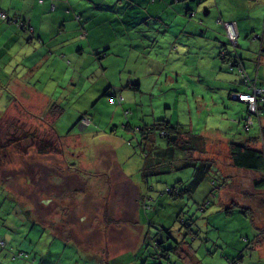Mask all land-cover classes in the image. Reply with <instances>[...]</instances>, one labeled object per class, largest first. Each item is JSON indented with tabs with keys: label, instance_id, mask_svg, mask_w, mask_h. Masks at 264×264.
<instances>
[{
	"label": "rangeland",
	"instance_id": "obj_1",
	"mask_svg": "<svg viewBox=\"0 0 264 264\" xmlns=\"http://www.w3.org/2000/svg\"><path fill=\"white\" fill-rule=\"evenodd\" d=\"M44 1L41 3L45 6L51 2L55 6L58 5L56 0ZM164 1L170 7L167 10L162 9L161 4L159 7L155 5V9H152V5L146 4V0H136V5L128 10L126 16L142 11L151 21L153 17L152 22L156 26L160 23V14L167 20L174 21L178 18L180 25L188 22L180 34V48L182 47L188 54H193L197 48L189 41L199 34L200 29L212 37L215 35L212 24L222 25L224 21H237L225 20V15L221 18L214 0H203L201 3V0ZM181 3L195 12L191 20L186 9H179ZM220 3L222 8L225 2ZM103 5H106L103 9L104 16L97 19H104L105 12L109 13L108 16L116 15L111 2H105ZM261 5L259 13L251 12L248 22L252 26L253 36L260 34L263 39L264 0ZM0 8L7 11L3 5ZM69 11L70 15L76 18V14L72 10ZM0 22L5 21L0 18ZM195 23L203 24L204 27ZM177 24L174 23L172 27H177ZM188 32L194 34L188 36ZM168 37V33L158 31L155 39L150 41L147 47V55H140L135 49L130 54L127 53L128 63L140 76L143 90L137 94L136 100L125 106V110L130 111V114L134 112L141 126L152 123V113L155 111V114L153 113L155 122L157 119H172L173 122H179L188 128L191 125L206 127L211 130L213 136H205L214 138L215 141L219 140L215 143L222 141L246 143L249 136H258L259 123L255 122L247 132L245 118L240 119L247 109L245 105L231 103L227 96L223 97L217 93L209 96L210 92H206L205 101H198L194 96L197 88H190L188 82L185 83L184 78L188 75L182 78L171 75V78L179 80V83H171L166 72L156 71L150 74L144 66L138 67V64L145 63L149 56L161 63L160 61L166 57L163 50L167 48ZM219 45L221 47L218 55L221 57L225 43L219 39ZM176 50L177 48L174 49L175 53ZM185 52L182 53V58ZM172 63L166 60L165 64L170 67ZM0 70L5 69L0 66ZM182 83L185 84L181 88H175ZM3 92L4 90L0 91V95ZM8 94L7 91L0 100L1 112L9 99ZM227 103L230 115H235L232 119H239L242 122L239 125L236 120L232 126L222 120L224 111H228ZM1 112L0 264H221L224 262L220 257L221 253L226 256L227 261L228 258L240 257L237 264H264V222L259 221L261 225L255 227L256 217L254 212L250 211L246 217H243L245 212L240 214L238 212L233 217L222 212L223 206L228 205L230 199L250 204L249 206L261 211L264 196L261 193L257 197L251 196L252 190L258 191L252 182L259 180L260 174L239 169L240 176L237 175L235 181L225 184L224 182L228 181L224 173L233 175L235 169L230 163L226 149L222 146L216 148V151L220 152L218 155L216 153L208 155L214 157L216 162L210 169L209 176L200 185L204 191L200 197L201 202L208 200V205L201 210L196 203L199 200L198 196L196 200L195 197H178L165 189L168 183L180 184L195 177L196 165L191 163L186 166L183 162L184 157L192 161L196 157H207L205 155H178L176 153L184 149L174 146L175 152H168L166 157L156 154L155 149H152L147 157L148 149L144 152L138 140L134 138L132 144L127 141L128 146L124 151L117 146V139L114 140L115 143L111 146L117 147V156L114 154L116 148L104 145L106 151L101 153L100 160L97 161V153L95 160L90 159L89 154L87 156L83 141L77 145L78 140L74 137L71 139L58 137L49 127L45 115L44 120H41L38 107L22 109L20 112H15L14 109L5 114ZM73 112L74 109L65 110L62 122L71 118ZM73 117L74 121L78 119L77 115ZM58 122L56 126L53 125L55 131L67 136L66 132L70 125L63 128L60 119ZM146 130L138 131L139 136L146 138ZM219 136L224 140L217 139ZM47 140L52 142L50 147L47 143L44 144ZM205 141L198 140L201 144ZM146 143L164 147L167 140L152 136L144 140L142 147L146 146ZM63 158L67 162V168L64 167ZM115 162L122 170L118 178L117 173L111 170ZM53 165L60 172L53 171L51 168ZM67 169L75 173L70 174L71 182H67L68 177L65 176L68 173ZM53 172L58 176L65 173L63 178L65 177L66 182H62L63 187L61 182L58 184L50 181ZM111 174L115 180L108 181ZM86 177H90L89 180L85 179ZM125 182H133L139 187L141 206L137 214L140 223L134 210L135 204L121 195ZM111 187L115 189L117 195L110 194ZM93 190L95 194L97 190L103 193L97 201H92L89 197L85 200L86 195ZM243 193L246 197L242 196ZM108 194L112 199L105 198L109 197ZM147 197L149 200L145 202ZM84 210L86 215L81 218L79 214ZM184 220L188 223H184ZM138 228H143L144 231L141 232ZM244 235L248 239L243 238ZM140 240L143 244L142 250L135 254L134 247ZM155 240L161 241L162 246L168 248L169 257L165 253L159 255L162 247L153 246Z\"/></svg>",
	"mask_w": 264,
	"mask_h": 264
},
{
	"label": "crops",
	"instance_id": "obj_2",
	"mask_svg": "<svg viewBox=\"0 0 264 264\" xmlns=\"http://www.w3.org/2000/svg\"><path fill=\"white\" fill-rule=\"evenodd\" d=\"M56 1L58 5L51 10L50 4L45 6L44 3L37 0H0V7L3 5L11 14L28 18L34 26V34L31 36L15 25L0 22V66L5 69L0 70V84H2L0 91L4 90L0 95V100L7 91L9 93V99L2 109L3 111L0 112L5 114L12 109L15 112H20L22 109L38 107L41 120H44L45 115L49 127L58 137L69 139L74 137L78 140L77 145L83 141L87 156L88 154L91 156L90 159L95 160L97 153V161H99L101 153L106 151L105 146H111L116 139L117 146H120V150L124 151V148L128 146L127 141L132 144L133 139L136 138L138 143L143 144L144 140L155 136L153 133H148L146 138L140 137L138 131H142V129L135 127L140 124L139 118L134 116V112L132 114L130 111L127 113L125 106L136 100L137 94L143 90L140 76L128 63L127 53L130 54L135 49L140 55H147V47L150 41L155 39L158 31L169 34L167 48L163 50L165 59L159 63L154 57L149 56L146 62L138 64V67L144 66L147 73L150 74L156 71L166 72L171 83H179V80L171 78V75H178L181 78L188 75L184 78L185 83L188 82L190 88H197V93H194V96L198 101L206 100V92L211 93L209 96H214L217 93L229 98L230 90H244L241 83L242 78L234 72H229L221 60L222 58L218 55L219 39L224 32L219 23L211 25L215 28V35L212 37L207 36V32L200 29L199 34L189 41L191 45L197 48L193 54H188L182 47L180 48V34L188 22L180 25L178 18H175L174 21L172 19L167 20L163 14H160V23L156 26L152 22L154 21L153 17L151 21L145 12L138 11L137 14L126 16L128 10L136 5V0H101V3L100 0ZM220 1L225 2L222 8ZM105 2H111L116 15L108 16L109 13L105 12L104 19H97V17L104 16L103 9L106 5L103 4ZM214 2L221 18H224L225 15V20H237L240 43L235 53L243 60L247 70L251 71L259 58L255 53L258 43H250L249 41L248 35L252 34L253 31L252 26L249 25L248 16L251 15V12L259 13L261 11L263 0H214ZM140 4L142 7V3ZM146 4L152 5V9H155V5L159 7V4L163 5L162 9L170 8L164 0H146ZM182 5V3L179 5V9L184 8L187 13L191 11L189 6ZM69 10L78 14L79 19L73 18ZM174 23H178L177 27H172ZM195 24L204 27L203 24ZM191 34L194 32L187 33L188 36ZM176 44L177 46H175ZM175 48H177L176 53L174 52ZM183 52L185 55L182 58ZM166 60L173 62L170 67L165 64ZM259 66L258 71L262 75L259 84L264 88V56L260 58ZM127 75H131L129 80L134 81V87L127 84ZM191 83L197 84L198 87H193ZM184 84L182 83L175 88H181ZM107 90H113L115 95H122V102L120 104L110 102L105 93ZM230 101L231 103L246 105L237 100L231 99ZM70 109H74L75 112L71 114V118L62 122L63 112L65 110L70 111ZM229 110L228 104V111H224L222 120L232 126L236 119H232L235 115H230ZM153 113L155 114V111ZM153 113L152 120L154 121ZM84 114L91 118V123L79 121V118ZM74 115L78 116L76 121H74ZM236 117L238 118V116ZM59 119L63 128L67 127L68 124L70 125L66 132V134L68 133L67 136L60 135L55 131L54 126L59 123ZM169 121L173 122L172 119ZM236 121L238 125L242 123L239 119ZM176 123L183 125L179 122ZM190 130L198 134L194 136L195 138L206 140L204 143L206 155L213 154L214 148L217 146L227 148L229 142L215 143L219 140L215 141L214 138L206 137L205 135L213 136L211 130L206 127L191 125ZM218 131L221 133L219 128ZM183 137L188 138L186 133L181 138ZM217 139L224 140L222 136ZM250 139L251 136L248 137V140ZM146 144L145 147L148 149L149 155L152 149H156V152L163 149L157 144ZM257 144L255 143L254 146ZM111 148H116L114 154L117 156V147L111 146ZM194 154L197 155L198 153L195 152ZM62 162L66 167L67 162L64 158ZM51 168L55 172H60L54 165ZM95 168L97 169V166ZM67 170L68 173L64 174L68 177L67 182H71L70 174L75 173L70 169ZM111 170L117 173L116 178L121 175L122 170L116 162ZM35 172L36 170H34ZM64 174L58 176L54 175L53 172L50 181L58 184L61 182L62 184V182H66L65 177L63 178ZM89 178L86 177L85 179L89 180ZM111 179L115 180L112 174L108 181ZM123 184H125L124 191H121V195L135 204L134 210L137 221L140 223L137 214V210H140L141 206L139 187L133 182ZM257 190H252L251 196L257 197L260 193L264 196V191ZM203 192L197 190L194 193V200H196V196L199 197L196 202L197 205L202 200L200 197ZM102 193L97 190V194H95L93 190L92 193L86 195L85 200L89 197L92 201H97ZM110 194L117 195L113 187H111ZM111 195L105 196V198L112 199ZM242 196L246 197L244 193ZM95 206L98 207V205ZM254 209L256 225L259 226L261 225L259 221L264 222V204L261 211ZM85 215V210L79 214L81 218ZM138 229L141 232L144 231L143 228ZM138 243L134 247L136 249L135 254L142 250L141 240Z\"/></svg>",
	"mask_w": 264,
	"mask_h": 264
},
{
	"label": "trees",
	"instance_id": "obj_3",
	"mask_svg": "<svg viewBox=\"0 0 264 264\" xmlns=\"http://www.w3.org/2000/svg\"><path fill=\"white\" fill-rule=\"evenodd\" d=\"M40 2H43L41 0H39ZM52 1V0H51ZM175 1H179V0H175ZM54 5V6H53ZM55 4L53 2H51L50 4V8L51 10H53L55 8ZM3 11L6 13L7 17L2 18L0 16V18L2 20H4L6 23L8 24H12L15 25L18 29L23 30L25 32H27L29 35L33 36L34 34V26L29 22V19L19 16L17 14H11L8 11H5L4 9L0 8V12ZM188 17L191 19L194 16V12H188L187 13ZM77 19H79V15L76 14L75 16ZM237 22V21H236ZM201 23V22H200ZM238 26V24H237ZM238 32H239V28H238ZM239 35L238 34V38H237V44L235 46H232L228 40L227 37H225V32H223V36L220 38V41L222 43H225L224 46V50H226V54L220 57L222 58L221 60L223 61V63L226 65L227 69L229 72H234L237 75L240 76V78H242V84L244 86V90H235L232 89L229 92V98L233 99V100H237L236 98H234L232 96L233 92H246V91H250V87L252 86H258L260 88H262V92L258 95L259 97V101H258V114L256 115H252V118H250L252 120L251 123L248 122V105L246 102V110H245V114L240 118V119H244L245 121V127H246V131L248 132L249 129L251 128V126L255 125L256 123H259V135L256 137L251 136V139L248 140L246 143L245 142H241V141H233V142H229L227 144V148L226 152L228 153V157L230 159V163L232 165V167H234V174H225L226 180L228 182H224L225 184H228L231 181H235V177L237 175L240 176V171L241 170H251V171H255L257 173L260 174L259 180H256L255 182H252L253 187L255 189H263L264 188V124L263 120H264V88L262 86H260L259 82H261L262 80V75L260 73V71H258L259 69V61L260 58L262 56H264V40L262 39V35L260 34H256L255 37L253 36V32L252 34L248 35L249 37V41L250 43L253 42H257L258 43V47L256 50V55L258 56L259 60L256 61V64L253 65V69H251V71L247 70L246 65L244 64L243 60L241 58L238 57V55L235 53L236 48L239 46ZM221 47V46H220ZM128 80H127V84L131 87H134V81L129 80V77H131V75H127ZM191 85L193 87H198L197 84L195 83H191ZM109 89V88H108ZM107 99H109L110 102L115 103V104H120L122 102V95H115L113 93V90H107L105 91ZM121 96V98H119ZM240 101V100H237ZM241 102V101H240ZM128 113V111H127ZM82 116H86L90 119V122H92L91 118L89 116H87L86 114L82 115ZM254 116H256L257 118H254ZM81 117L79 118L80 121ZM262 122V123H261ZM88 123V124H89ZM248 123V124H247ZM135 127H140V129H147L146 133L148 135V133H154L155 136L157 137H163L166 138L167 143L164 147H162L163 149L159 150L158 152H156L157 150L155 149V153L158 155H163V157H166V154L168 152L173 153L174 151V146L179 147L180 149H184L181 152H178L176 154L178 155H192V156H198V155H205L207 157L202 158V157H196V159H194L192 157V161H190L188 159V157H184V164L186 166L191 165V163H194L196 165L195 168V177H191L188 181H183L180 184H176V183H171L167 185L166 187V191L173 193L175 196L178 197H188V198H193L194 193L198 190V192H200L201 187L200 185L203 184V182L205 181L204 179H206L207 176H209L210 174V169L213 167V165H215L214 163L215 158L212 156H208L206 155V149L204 146V143H199L198 140L200 138H195V135H198L196 133H194L193 131L190 130V128L183 126V125H179L176 122H171L168 119H157V121H153L152 123L149 124H144V126L136 125ZM156 131V132H154ZM184 133L187 134L188 138H181ZM149 139V138H148ZM50 147L52 145V142H49L47 140V142H44V144H46ZM255 143H261L260 146H254ZM140 147L144 150L147 149L145 146L142 147V143H139ZM218 147V146H217ZM214 148L213 154L214 153H220L219 151H216V148ZM165 148V149H164ZM197 152L198 154L195 155L194 153ZM149 154V152H146V156ZM212 155V154H210ZM218 155V154H217ZM216 155V156H217ZM148 157V156H147ZM182 157V156H181ZM197 160V161H195ZM239 176L237 178H239ZM224 185V184H223ZM175 187H178L177 189ZM202 191V190H201ZM207 197V196H206ZM187 198V199H188ZM146 201L149 200V198H145ZM208 200L207 201H200V203L198 204V206L200 207L201 210H204L205 207L208 205ZM146 205V203H145ZM248 208V210H247ZM249 206V204H244L243 202H240L239 200H235L232 199L229 201L228 205L223 206L222 208V212L226 215V216H236L235 214H237L239 212V214L241 212H245L243 217H246V214L250 211V212H254L255 213V209ZM234 213V214H233ZM184 223H188L187 220L183 221ZM255 227L258 226L254 225ZM245 239H248L246 235H244ZM154 241V240H153ZM153 246H155L156 248H158V246L162 247V250L159 252V255H163L165 253L166 256H170V251L168 250L167 247H163L161 244V241L159 240H155V242L152 243ZM177 247H180V245H177ZM177 247H175V251H177ZM184 250V248H182V251ZM232 253V252H231ZM224 254H220L221 259L224 261L221 264H237L238 261L240 260V257H235V258H227L226 256H223ZM228 257V256H227ZM229 262V263H228Z\"/></svg>",
	"mask_w": 264,
	"mask_h": 264
},
{
	"label": "built area",
	"instance_id": "obj_4",
	"mask_svg": "<svg viewBox=\"0 0 264 264\" xmlns=\"http://www.w3.org/2000/svg\"><path fill=\"white\" fill-rule=\"evenodd\" d=\"M0 16L2 18L7 17L6 13L3 11L0 12ZM222 23H223L224 28L226 30V36H227L229 42L232 45H236L237 36H238V29H237L236 23L234 21H225ZM250 88H251V92H249V93H246V92H233L232 93V96L234 98H238L239 100L248 103V115L246 118H248L249 123L252 122V120L250 119V118H252V115L258 114V101L260 100L258 95L262 92V88H260L258 86H252ZM119 98H121V96ZM81 121L83 123H88V122H90V119L86 116H83Z\"/></svg>",
	"mask_w": 264,
	"mask_h": 264
},
{
	"label": "clouds",
	"instance_id": "obj_5",
	"mask_svg": "<svg viewBox=\"0 0 264 264\" xmlns=\"http://www.w3.org/2000/svg\"><path fill=\"white\" fill-rule=\"evenodd\" d=\"M225 22V21H224ZM235 23H236V25H237V22L236 21H234ZM222 27H223V29H224V32H225V37H227L226 36V30H225V28H224V25L222 24ZM237 29H238V26H237ZM238 34H239V32H238ZM237 38H238V36H237ZM231 44V43H230ZM236 44H237V42H236ZM232 45V44H231ZM232 46H235V45H232ZM222 54L223 55H225L226 54V50H223L222 51ZM249 92H251V89H250V91H246V93H249ZM237 100H239L238 98H236ZM241 101V100H240ZM241 102H244V101H241ZM247 105H248V103H247ZM82 117L83 116H81V119H82ZM81 119H80V121H81Z\"/></svg>",
	"mask_w": 264,
	"mask_h": 264
}]
</instances>
